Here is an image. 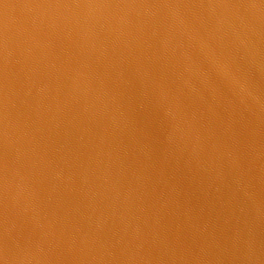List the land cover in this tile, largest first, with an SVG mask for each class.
<instances>
[{"label": "water", "instance_id": "obj_1", "mask_svg": "<svg viewBox=\"0 0 264 264\" xmlns=\"http://www.w3.org/2000/svg\"><path fill=\"white\" fill-rule=\"evenodd\" d=\"M0 264H264L123 0H0Z\"/></svg>", "mask_w": 264, "mask_h": 264}]
</instances>
